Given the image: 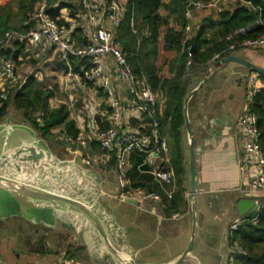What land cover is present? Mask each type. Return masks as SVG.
Returning <instances> with one entry per match:
<instances>
[{"label": "crops", "instance_id": "crops-1", "mask_svg": "<svg viewBox=\"0 0 264 264\" xmlns=\"http://www.w3.org/2000/svg\"><path fill=\"white\" fill-rule=\"evenodd\" d=\"M121 1L125 4L127 0H121ZM60 2L67 3L75 7L76 11L75 13H73V16H71L68 13V10L66 8H62L63 9L62 13L64 15L62 19H64L69 24L68 27L72 28V32H71L72 39L79 44L84 43L85 38H84L83 30L89 27L88 21L86 19L87 5H85L82 0L72 1V2H65L64 0H56L55 5L52 6L57 7ZM85 2L86 4H88L89 2L90 3L93 2L94 4L95 3L97 4V6L102 10V14L99 17V21L107 25L106 10H104V6L106 5L107 0H85ZM59 13L61 14L60 11ZM209 15H211L212 17L216 16L213 13L197 11L194 14L192 22L198 28L202 22V19H204ZM164 34H165V28L161 29L159 32V37L156 46V55L153 58L152 63L156 68L157 75L161 79H168L173 75V72L171 70V62L174 61V59L177 57V52L175 50L164 49L163 47ZM10 51L12 53H15L16 52L15 47L13 50ZM259 51L264 52V50H260V49ZM24 52L26 54L25 50ZM31 52L33 53V59L36 60V63L25 61L23 59L22 54L17 56V58H19V61H17V58L14 59L16 60L17 73L19 75L18 84L22 83L27 78V76L34 74L36 80L42 86V83L40 82L41 80H43L42 79L43 73L46 74L45 72L46 68L51 70L52 73L50 74L52 77L55 76L52 74H56V76L54 77L55 79L53 78L51 80L48 79L47 81H44V83L48 85L42 86L44 88L53 89L54 91V96L50 100V107L56 108L61 104L66 105L70 119L74 121L76 128L79 130L78 136L86 140L87 143L86 146H81L78 142H73L68 144L66 142L67 145L65 151L72 154L73 156L71 159H75L78 162L84 161L88 156L96 155L100 153L98 139L96 138L95 134L91 129V117H94L98 121L102 129L109 126L108 123L109 110L106 106V102L103 99L102 91H94L83 82H79L78 80L69 77L67 75V70H66L67 68L65 66L64 61L60 59L61 58L59 57L60 54L53 47H50L45 43H40L35 47H33ZM103 62L107 72L110 74L113 80L117 97L123 104H127L130 98V94L125 84L120 82L117 78L115 72V63L113 58L110 55H105L103 57ZM252 63L254 62L252 61ZM255 65L264 68L263 66H260L258 64ZM241 67L242 66L238 63H234L233 65H229V63H226V64H221L218 67L214 68L215 70H219L221 72V75L224 76L222 77L224 81L222 80L221 77H217V79L221 78L219 84L221 83L223 86H221L220 84L218 87L209 90L210 93L207 98V101L205 102L203 100L198 110L193 112L194 121L196 123V128H197L196 134L195 132H193L195 151H196V171H197V181H198V186H197L198 195L196 198V204H197V200L199 199L198 197H200L201 199H205L210 207V210L216 212V214L221 212V208H222L221 204L223 202V198L225 197V194L228 192L237 193V195L233 199L231 198L229 200L230 208L234 210L236 215H239L238 210L236 208V203L239 199L247 198V199L257 200L261 198L263 195L262 192H252L249 190V184L254 178L255 170L254 167L252 166L250 167L242 166L240 162L243 142L241 140L240 135L236 133L235 127L237 125V119L239 118L241 112L243 111V107L245 105L244 100L242 105L239 106L237 117L235 118V116H233L232 111H236V110L234 108H227L228 99L226 98L225 100L227 94L224 95V93L228 91L224 89H226V87L230 84L235 85L236 88L241 87L242 93L244 91L245 94L246 87L243 78L246 79L248 72L242 71ZM197 72L198 69L194 68L193 70L189 68L187 70L185 77L183 78V85L186 88L187 94L191 90L197 88L204 79L198 77ZM211 73H209L208 77L203 81V84L197 89L195 94L209 80ZM228 88L229 86L227 87V89ZM156 92L160 95L159 110L160 113L162 114L164 111V101H165L164 95L161 91L157 90ZM194 95L191 97V99L194 97ZM215 95L218 96L214 97ZM72 100L74 102H72ZM231 104L232 103H230V105ZM12 106L13 105L10 104L6 115L3 117L0 123L5 122L7 118L11 116L12 117L11 122L13 123L28 124L27 122L24 121L23 117L20 116L22 115L21 111L19 110L17 111V109H15V107ZM188 116H189V103H188ZM124 117H126V115H124ZM189 120H190V116H189ZM123 121H125V118H123ZM130 124L134 126L136 125V122L132 121L130 122ZM119 126L121 127V129L124 130L125 128L124 125H119ZM57 131L60 132L61 135H63V139L68 141L67 139L69 138V136L64 133L63 126H57L52 128L47 138L49 139V137L53 136V134L56 133ZM165 131H166V126H164V128L161 127V133L165 135L167 139V145H168L167 157L170 159L169 136L168 133ZM45 141L47 142V140ZM182 143H183L184 161L185 158L187 159V163L185 161V170L186 169L188 170L187 137H186L185 126L182 132ZM138 157L141 158V156L136 153H132L129 156L127 176L129 178L130 186H131V177L129 176V174L134 166L136 158ZM140 162L141 159L139 162L138 160L136 161L137 164L136 171L138 172V174L141 176L144 175L149 176L152 179L153 184L156 185L157 187L155 186L156 189L151 191H147L146 188H141V187H137L134 189H141L146 193H153V192L159 193L161 194L162 197L161 202L148 204L147 202L149 201H147L146 203H137L134 205L127 203L125 201H120L116 197V194H118L119 192V185L117 181L116 172L112 169L113 162H111L110 165L107 166L110 168V171H112L113 173L110 174L101 173V172L98 173L101 179L100 180L101 188L103 190L104 196L106 197L107 205L109 206L112 213L116 215L119 224L127 229L130 242L132 243L136 251L140 253L141 259L145 263H149V264H165L175 259L180 253L163 262L145 261L144 258L142 257V249L143 247L146 248V246L149 245L147 242V239H149L148 237L149 231H155L158 230V228H160V230H162L164 235L166 236L171 235L172 231L170 226L167 225L166 228L163 229L162 224H164L165 221H170V220L175 221L176 219H185L187 222L188 218L191 216V212L189 216L186 215V212L183 214H179V212L172 213L171 215L166 214L165 199L170 200L172 197H174V195L178 191L176 180L174 179V183L172 185L162 186L148 172L149 166H143L140 168L138 167ZM165 191H171L172 197L167 198ZM185 194H186V189L183 193L184 204L181 205L180 210L183 209V207L187 202V199L185 198ZM112 200H117L115 206L111 204ZM218 201L220 202L218 203ZM123 204L134 206L136 208L137 211L132 216L133 219L129 218L131 216L126 215V213L120 212L118 209L115 208ZM157 206H159V208ZM140 212H142L143 214L142 217L143 219L137 221L136 218L142 215L140 214ZM216 214H214L215 215L214 218H216ZM207 217H209L208 214L206 215L205 218ZM12 218H18V217H12ZM206 220H208V218ZM0 221L5 222L6 220H0ZM24 221L32 226H38V227L42 226L45 229H49L51 231V234L55 235V236H51L50 233L48 235V232H42L44 237V239L42 240L45 243V248H43L42 251L45 249L44 252L45 254L42 253L39 254L40 261H49L52 264H114V262L111 259H100L94 257V255L91 253V248L88 245V241L85 238V236L78 235L74 230L70 228L69 225H66L63 222L59 221L56 223L54 227L49 228L44 226L43 224L34 225L26 220ZM230 221L228 225L231 223ZM206 222L204 224H206ZM204 231L205 234L206 233L209 234L207 228L204 229ZM35 233L38 236V233L40 232L39 230L36 229ZM65 234H67V237L71 243H69L67 238L64 239L60 237ZM204 239L205 238H203V240ZM36 240L37 239H34V241ZM144 244H146V246ZM203 244L204 243L202 241V245ZM67 252L69 253L68 255L66 254ZM204 253H205L204 251H201L202 256ZM190 256L192 258V254ZM192 259H193V263L195 262L199 263L196 257ZM204 262L205 264H208L206 259L204 260Z\"/></svg>", "mask_w": 264, "mask_h": 264}, {"label": "built area", "instance_id": "built-area-1", "mask_svg": "<svg viewBox=\"0 0 264 264\" xmlns=\"http://www.w3.org/2000/svg\"><path fill=\"white\" fill-rule=\"evenodd\" d=\"M48 1L39 0L36 5H33L25 21V25H30L26 32L7 31L0 39V107L8 100L9 93L17 87L19 81L16 60L12 57H5L1 50H13L15 41L23 42L26 51L23 59L30 61L33 58L31 50L36 45L45 43L53 47L64 61L67 75L83 82L94 91H102L103 99L109 110V126L104 129L94 117H91V129L98 139L100 153L88 156L80 163L88 169H94L106 167L113 162L112 169L116 172L119 185L116 197L120 201L130 198L136 204L147 201L161 202L162 197L159 193H146L141 189L132 188L127 176L129 156L136 153L141 156L138 167L149 166L148 172L159 184L172 185L175 179L173 168L167 157V139L160 130L158 118L161 115L160 95L153 90L143 72L134 71L128 62V55L119 48L116 42V29L125 11V4L121 0H107L104 6L106 25L99 21L102 10L97 4L93 2L86 4L85 0H82L87 5L86 19L89 27L83 30L85 42L79 44L71 37L72 28L59 23V20L64 17L63 9L57 17H51L47 11L50 7L52 9L56 6L50 5L49 7ZM237 3H243V0H186L184 2V22H178L173 18L168 20L165 30L173 29L180 34L181 52L187 53L186 66L188 68L194 65L190 46L187 45L198 29L192 22L194 14L197 11H204L217 15ZM131 28L135 32L132 20ZM240 32L243 33L244 30ZM237 48L264 50V36L248 37L239 42H232L226 51L230 53ZM105 55L113 58L117 78L125 84L129 91L130 98L127 104H123L116 95L113 80L103 62ZM218 56L215 55L214 59ZM70 58H73L79 65V72H73ZM245 80L250 88L235 127L236 133L240 135L243 142L240 162L242 166H252L255 170L249 190L262 192L263 195L254 200L255 204L251 210H254L255 214L242 216L238 222L231 224L232 230L245 222L257 224L258 213L264 208V154L258 143L257 115L251 110L255 96L264 92V78L261 74L254 72L248 74ZM132 121H135L136 125H131ZM119 125H124V130ZM67 140L69 143L78 142L81 146L87 144L86 140L80 136L75 139L69 137ZM165 194L167 198L172 197L171 191H165Z\"/></svg>", "mask_w": 264, "mask_h": 264}, {"label": "trees", "instance_id": "trees-1", "mask_svg": "<svg viewBox=\"0 0 264 264\" xmlns=\"http://www.w3.org/2000/svg\"><path fill=\"white\" fill-rule=\"evenodd\" d=\"M185 1L127 0L122 19L116 29V42L119 48L128 55V62L134 71L144 72L153 90L161 91L164 95V111L158 118L160 126L163 128L166 126L165 132L169 136V160L178 187L174 197L170 200L165 199V213L168 215L180 211L181 205L184 204L183 193L185 191L182 132L185 126L183 103L187 91L183 85V78L189 68L186 66L187 53L181 52L180 34L169 28L164 34V49L177 52V57L171 62L173 75L170 78L161 79L157 75L152 60L156 55L159 32L166 27L168 20L173 18L178 22H184ZM35 2L36 0H0V39L7 31L24 33L28 30L30 25H25V21ZM55 2L56 0H49V7ZM62 8H66L71 16L75 13V7L62 2L57 7L52 9L50 7L47 12L55 18ZM131 20L135 32L132 31ZM59 23L69 25L62 18ZM240 30L244 32L241 33ZM260 36H264V0H243V3L231 5L215 17L209 15L202 19L195 35L187 45L190 46L192 52L193 66H206L210 61L216 62L240 49L227 52V47L232 42ZM13 45L16 49L15 53L6 49L1 50L2 54L5 57L12 56L13 59L20 54L24 57V43L15 41ZM215 55L219 56L214 59ZM30 60L35 61L33 58ZM70 61L73 65V72H79V65L73 58H70ZM53 96V89L42 87L35 75L31 74L9 93L8 100L1 105L0 121L6 115L11 100L15 109L21 111L24 121L44 140H47L50 130L57 126H63L64 133L75 139L79 130L74 121L70 119L66 105L50 107V100ZM251 110L257 115L258 143L264 154V92L255 96ZM140 159L138 157L136 161L139 162ZM136 161L129 174L131 186L146 188L147 191L156 189L157 186L153 184L149 176L138 174ZM228 242L230 248L238 247L241 250V252H233L229 255L233 264H264V208L258 213L257 224L245 222L234 230L230 225Z\"/></svg>", "mask_w": 264, "mask_h": 264}, {"label": "water", "instance_id": "water-1", "mask_svg": "<svg viewBox=\"0 0 264 264\" xmlns=\"http://www.w3.org/2000/svg\"><path fill=\"white\" fill-rule=\"evenodd\" d=\"M229 62L238 63L264 76V68L233 54L216 61L210 70ZM208 75L209 71L203 81ZM203 81L186 95L183 103L191 236L186 248L165 264L185 261L191 255L195 241L198 181L188 103ZM11 120L9 116L0 123V220L18 217L49 228L60 221L78 235L85 236L94 257L111 259L114 264H149L141 259L140 253L130 242L127 229L119 224L107 205L98 173L84 168L75 159L59 158L29 124L13 123ZM124 201L136 204L130 198ZM254 204L253 199H239L236 203L239 215L247 214Z\"/></svg>", "mask_w": 264, "mask_h": 264}, {"label": "rangeland", "instance_id": "rangeland-1", "mask_svg": "<svg viewBox=\"0 0 264 264\" xmlns=\"http://www.w3.org/2000/svg\"><path fill=\"white\" fill-rule=\"evenodd\" d=\"M64 1L72 2V1H78V0H64ZM38 2L39 0H36L34 5H36ZM232 54L240 56L247 61H250V62L253 61L255 64H258L264 67V52L259 51V49H250V48L240 49L239 51L238 50L234 51ZM29 62L36 63V60L35 61L30 60ZM214 63L215 61L212 60L206 66L197 65L191 68L193 70L194 68L198 69L197 75L200 78H204L208 71L209 73L213 71L210 75L209 80L203 85V87L194 95V97L189 102V116L191 120V127H192L193 132H195V134H196L197 128H196V123L194 121L193 112L198 110L203 100L205 102L207 101V98L210 93L209 90H211L212 88L218 87L221 84V83L219 84L220 79L224 77L223 75H221V72L219 70H215L214 68L210 70V67L213 66ZM233 64H234L233 62H229V65H233ZM201 67H204V68H201ZM241 68H242V71H247L248 74L254 73V71L248 69L247 67L242 66ZM45 72L46 74L43 73V78H42L43 80H41L40 82L42 83V86L48 85L44 83V81H47L48 79L51 80L56 76V74H52V75H55L54 77H52L50 74L52 72L48 68L45 69ZM217 77H221V78L217 79ZM243 79H244L243 81L246 87L245 94H244V91L242 93L241 87L236 88L235 85H231L230 83H228L230 84L228 85L229 88L227 89L228 87L227 86L226 89H224L226 91L228 90L227 91L228 93L227 92L224 93V95L227 94L225 97V100L226 98L228 99L227 108H234L236 110V111H232L233 116H235V118L237 117L239 106L242 105L243 100L245 104L247 100V96H246L247 91L250 88V85L247 84V81L245 80V78ZM222 80L224 81L223 78ZM221 86L223 85L221 84ZM216 96L218 95H215L214 97ZM10 103L12 104L11 100H10ZM230 103L232 104L230 105ZM185 141H186V138H185ZM66 142L67 144L69 143V141H66L65 139H63V135H61V133L58 131L54 133L53 136L49 137V139L47 138V144L49 148L59 158L71 159L73 155L65 151V148L67 145ZM187 157H188V149H187ZM185 161L187 163L186 158H185ZM91 170H94L96 173H99V172L107 173V174L113 173L112 171H110V168L107 166L106 167L102 166V167L94 168ZM185 171H186V174L184 176V186L186 189L185 198L187 199V202L185 206L183 207V209L179 211V214H183L186 212V215L189 216L190 211H191V203L188 197L189 195L188 193L189 191L188 170L186 169ZM236 195H237L236 192L226 193L225 197L223 198V202L221 204L223 209L221 208V212L217 214L216 212H213L212 210H210V207L205 199H201L200 197H198L199 199L197 200V204H196L197 225H196V230H195V241H194V244L191 250V254H192V258L196 257L199 263L195 261H194L195 263H193V259L191 258V256H189L181 264H200V263L205 264L204 262L205 259L208 264H233V261L229 259V255H232L233 252H241V250L238 247L230 248L229 242H228L229 236H230V225L234 222H238L242 217L240 215H236L234 210H232L229 205V200L231 198L233 199ZM219 202L220 201H218V203ZM116 203H117V200L111 201V204L113 206H115ZM147 203L153 204L155 202H147ZM157 207L159 208V206ZM115 208L118 209L120 212L126 213V215L131 216L129 217L131 219H133L132 216L137 211L134 206H129L127 204H123ZM140 214H142V212H140ZM207 214L209 216L207 217L208 220H206L207 218H205ZM214 214H216V218H214L215 216ZM254 214H255V211L250 210L244 216H252ZM142 217H143V214L137 217L136 220L139 221L143 219ZM205 220L208 222H206ZM204 221L206 222V224H204L205 223ZM229 221L231 223L228 225ZM6 224H9V225H6ZM162 225H163L162 226L163 229H165L167 225L170 226L171 231H172L171 235H168V236L164 235V233L162 232V230H160V228H158V230H155V231H149V234H148L149 239H147V242L149 245L146 246V244H144L146 248L143 247L142 249V257L147 262L166 261L169 258L177 255L178 253H181L186 248L189 242V239L191 236V216L188 218L187 222L185 219H176L175 221L173 220L165 221L164 224ZM0 228H1L0 229V262L1 264H52L49 261H40V257H39L40 253L45 254L44 253L45 249L42 251V249L45 248V243L42 240L44 239L42 232H48V235L50 233L51 236H55L51 234V231L49 229H45L42 226L38 227V226L29 225L27 222H25L24 220L20 218H8L6 219L5 222L0 221ZM206 228H207V231H209V234L207 233L205 234L204 229ZM36 229L39 230L40 232L38 233V236L35 233ZM56 237H59V236H56ZM60 237L64 239L67 238L69 243H71L67 237V234L60 236ZM203 238L205 239L203 240ZM34 239H37V240L34 241ZM202 241L204 243L203 245H202ZM201 251L205 252L203 256L201 255ZM66 254L68 255L69 253L67 252Z\"/></svg>", "mask_w": 264, "mask_h": 264}]
</instances>
